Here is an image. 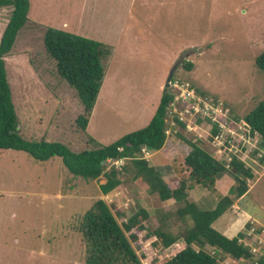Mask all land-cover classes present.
Segmentation results:
<instances>
[{
    "label": "rangeland",
    "instance_id": "obj_1",
    "mask_svg": "<svg viewBox=\"0 0 264 264\" xmlns=\"http://www.w3.org/2000/svg\"><path fill=\"white\" fill-rule=\"evenodd\" d=\"M29 2L27 20L4 58L19 133L26 139L69 143L74 152L107 145L148 123L170 71L184 82L189 80L205 92H196L205 103L216 99L224 108L217 105L213 113H203L207 118L191 115L190 121L186 114L178 126L166 123L169 139L150 164L165 165L162 178L173 188L184 180L189 201L195 200L200 209L213 208L218 195L232 197L231 213L225 212L211 226L229 238L236 237L251 253L246 260L257 259L258 250H264V163L257 162L258 154H253L258 133L250 134L246 153H237L253 173L246 181L251 190L245 199V194L235 197L231 193L235 180L228 172L217 177L212 190L201 187L189 176L184 158L191 144H197L231 168L234 151L217 145L231 129L240 127L247 132L244 115L264 98V73L255 64L264 50V0ZM11 11V6L0 7V36ZM48 27L109 47L102 59V83L90 115L45 48ZM182 61L192 62V68L186 69ZM191 104L187 102L183 113ZM79 116L89 119L85 129L79 125ZM214 124L220 137L211 131ZM88 137L96 142L87 144ZM241 140L245 139L239 135L236 143ZM116 170L121 183L101 194L97 179L73 175L59 157L42 162L24 151L0 149V264H86L82 216L99 198L111 206L120 224L144 208L148 215L139 236L148 229L179 236L159 250L142 242L149 254L156 251L155 264L183 249L182 236L192 228L191 218H181L176 213L179 204L173 200L161 202L156 194L143 193L141 184L131 180L133 169ZM210 246L205 244L204 250H211ZM142 247H135L136 252ZM221 257V264H241L238 260L231 263L230 254ZM142 258L144 264H151L150 257Z\"/></svg>",
    "mask_w": 264,
    "mask_h": 264
},
{
    "label": "trees",
    "instance_id": "obj_2",
    "mask_svg": "<svg viewBox=\"0 0 264 264\" xmlns=\"http://www.w3.org/2000/svg\"><path fill=\"white\" fill-rule=\"evenodd\" d=\"M2 6H11L12 11L0 36V149L24 151L33 159L42 162L59 157L70 173L86 180H96L103 175L105 182L99 184L102 194L108 193L121 183L118 177L120 171L118 172L114 166H110L107 170L106 159L124 158L123 169L126 172L133 169L131 180L139 182L143 192L156 194L161 201L173 200L179 204L176 213L181 218L188 215L193 222L192 228L182 236L185 247L171 258L157 264H221L222 253L230 254L233 258L250 257L251 253L243 244L238 243L236 237L229 238L211 226L224 211L230 208L232 197L218 195L213 208L200 209L197 203L189 201L184 180L178 181V185L173 188L164 181L158 169L145 159L138 158L141 146L146 145L156 150L160 149L166 140L163 119L166 106L172 98L170 88L163 87L159 103L146 125L125 133L107 145L74 152L61 141H48L44 138L31 140L19 133L4 58L11 50L18 31L27 20L30 2L0 0V7ZM44 45L50 56L56 60L57 71L69 86L76 90L87 115H90L102 83L104 72L102 59L108 55L109 47L101 41L55 27L46 29ZM182 64L186 69H191L193 66L190 61H182ZM255 64L264 73V50L256 57ZM244 119L250 127V134L257 132L259 135L253 154L263 151L264 98L244 115ZM78 122L80 127L85 129L88 117L79 116ZM180 135L183 137L182 134ZM87 141L89 145L96 142L93 137H88ZM191 145L192 149L185 156L184 161L189 167V176L192 180L201 187L212 190L210 188L214 186L217 177L228 172L235 180V184L230 188L235 197L248 191L246 181L253 178V173L246 161L233 156L230 162L232 166L227 169L229 167L226 168L223 162L214 159L203 148L197 144ZM257 162L264 163V152L261 156H257ZM147 215L148 212L144 208H139L128 216L126 222L120 224L111 206L104 199H97L82 216L80 229L88 250L85 263L142 264L135 247H142L147 237L149 239L154 237L152 244L156 250L163 249L179 239L178 235L168 234L160 229H148L139 236V232L145 228L143 222L147 219ZM193 243L199 246L198 250L193 247ZM205 244L211 245L212 249L204 250ZM141 255L145 256L144 253ZM156 261L157 257H153L151 264H155Z\"/></svg>",
    "mask_w": 264,
    "mask_h": 264
},
{
    "label": "built area",
    "instance_id": "obj_3",
    "mask_svg": "<svg viewBox=\"0 0 264 264\" xmlns=\"http://www.w3.org/2000/svg\"><path fill=\"white\" fill-rule=\"evenodd\" d=\"M171 87H172V92L174 94V98L169 105L168 116L165 119L166 123L170 127H173V124L175 126H178L179 123L182 122V117H184L186 114H188L187 121H190L191 115L196 117L197 119L200 117L205 118L206 116H203V113H205L204 115H209L211 112L213 113V108H216L217 105L219 107H222L221 102H217L215 101V99L214 100L206 99L208 101V104L205 103L204 99L200 98L197 95L195 89L190 85L188 81L184 82V80L175 78L171 82ZM187 102L194 103V104H191V106L185 109L183 113L182 109L187 104ZM211 118L213 119L212 116ZM184 123L187 128V123L186 122ZM247 126L249 125L247 124ZM219 128H221L220 125H219ZM230 131H231L230 134L226 136V138L223 140V143L217 146L220 148L224 147L225 150H228L229 152L234 151L235 155H237V153H246V149L249 145V142H251L250 135H249L250 129L246 132L244 129L240 127H236L235 129H231ZM165 132L167 135L169 134L170 132L169 127L166 128ZM217 132H218V127H217ZM239 135L243 137V139H245L248 144H246L245 140H241L240 142L236 143V138H238ZM215 137H220V134L216 133ZM140 152L142 154V157L146 159H149L152 155L151 150L146 145L141 147ZM257 154L258 156L262 155V154L260 155V153H257ZM106 163L108 167L110 166L120 167L123 164V158H115V159L108 158L106 160ZM257 239H260V238H257ZM147 242H150L151 244L152 240L150 241L147 240L144 242V244H146ZM152 248L153 247H151V249ZM253 252L255 251L253 250ZM142 253H144L145 255L144 257H150L151 259L153 257H156L157 255L155 250L154 252H151L149 254L147 247L143 245L140 252H136L142 264H144L145 262L144 259L142 258V255H141ZM258 253H259V257L254 260H246V258L244 257H239V258L231 257L230 262L235 263L236 260H238L241 262V264H264V250L260 249L258 250Z\"/></svg>",
    "mask_w": 264,
    "mask_h": 264
},
{
    "label": "clouds",
    "instance_id": "obj_4",
    "mask_svg": "<svg viewBox=\"0 0 264 264\" xmlns=\"http://www.w3.org/2000/svg\"><path fill=\"white\" fill-rule=\"evenodd\" d=\"M172 78H177L176 76H173V73H172V76H171V79H170V81H169V85H168V88H170V91H171V94H172V98H171V100L169 101V103L167 104V106H166V112H165V115H164V124H165V126H164V133H165V135H166V139H169L168 138V135L166 134V132H165V130H166V128L168 127H166V121H165V119L167 118V116H168V110H169V105H170V103H171V101L173 100V98H174V94H173V92H172V87H171V82L173 81V79ZM181 80H185V79H181ZM188 82L190 83V85L195 89V91L197 92V93H200V91H199V89L197 88V87H195L194 85H193V83H191L189 80H188ZM164 86H165V84H164ZM166 87V86H165ZM215 101H217V102H220L219 100H216L215 99ZM223 102V101H222ZM157 107V106H156ZM156 107H155V109H156ZM223 107V106H222ZM224 108V107H223ZM228 107H226V109H227ZM155 111V110H154ZM154 113V112H153ZM91 114V113H90ZM152 117V116H151ZM205 118H207V117H205ZM248 124V123H247ZM217 125L216 124H214L213 125V127H212V129H211V131L213 132V133H216L217 132ZM215 128V129H214ZM214 129V130H213ZM249 135H250V131H249ZM165 143V142H164ZM164 145V144H163ZM144 146V145H143ZM142 147V146H141ZM163 147V146H162ZM161 147V148H162ZM122 148V147H121ZM160 148V149H161ZM141 149V148H140ZM150 150H151V152H152V155H151V157L149 158V159H146V158H143L142 157V154H141V152L139 153V156H138V158H141V159H145L146 161H148L149 163H150V160H151V158L154 156V155H156V153H157V151L159 150V149H151V148H149ZM83 150V149H82ZM81 151V150H80ZM264 152V150L262 151V153ZM233 156H237V155H235V154H232V157ZM238 157V156H237ZM109 158H112V157H109ZM116 158H119V157H116ZM239 158V157H238ZM108 159V158H107ZM106 159V160H107ZM113 159H115V158H113ZM106 163V162H105ZM123 163H124V158H123ZM123 164L120 166V167H115L114 166V168L115 169H119V170H121V169H123ZM104 178V177H103ZM105 179V178H104ZM181 250V249H180ZM197 250V249H196Z\"/></svg>",
    "mask_w": 264,
    "mask_h": 264
},
{
    "label": "crops",
    "instance_id": "obj_5",
    "mask_svg": "<svg viewBox=\"0 0 264 264\" xmlns=\"http://www.w3.org/2000/svg\"><path fill=\"white\" fill-rule=\"evenodd\" d=\"M99 94V93H98ZM92 112V111H91ZM88 122H89V119H88ZM49 141V140H48ZM62 142V141H61ZM65 143V142H64ZM67 146H70V144L68 143H65ZM160 150V149H159ZM157 151V153L156 154H158L160 151ZM163 161L162 162H164L165 160H166V158H164V159H162ZM151 165H153L156 169H158L159 171H160V173H162V172H164L165 170H166V167H164L165 165H163V163H154V164H151ZM98 180V183L99 184H103L104 182H105V179L103 178V177H100V178H98L97 179ZM172 181H174V178L172 179ZM176 181H178V180H176ZM98 184V185H99ZM251 187V186H250ZM250 187H249V189H248V191L245 193V196L243 197L244 199L249 195V191L251 190L250 189ZM188 191H189V189H187ZM186 191V190H185ZM188 191H186L187 193H188ZM145 192V191H144ZM143 192V193H144ZM102 194V193H101ZM151 197H152V194L151 193H148ZM147 195V194H146ZM159 199V198H158ZM188 199H189V197H188ZM207 199H209V197H207ZM244 199H242V201L244 200ZM171 199H167V200H162L161 202H163V201H170ZM160 201V200H159ZM193 201V200H192ZM174 202V201H173ZM194 202H195V200H194ZM195 203H197V202H195ZM203 204H205V203H203ZM243 204L245 205V203L243 202ZM247 204V203H246ZM199 205V204H198ZM245 207V206H244ZM231 210V209H230ZM252 213H253V211L252 210H250ZM225 212H228V213H231L230 211H229V209L228 210H226V211H224L219 217H221ZM218 217V218H219ZM256 217L258 218L259 216L258 215H256ZM217 218V219H218ZM226 236V235H225ZM227 237H229V236H227ZM153 241V240H152Z\"/></svg>",
    "mask_w": 264,
    "mask_h": 264
},
{
    "label": "water",
    "instance_id": "obj_6",
    "mask_svg": "<svg viewBox=\"0 0 264 264\" xmlns=\"http://www.w3.org/2000/svg\"><path fill=\"white\" fill-rule=\"evenodd\" d=\"M171 76H172V72L170 71V73L168 74L167 78H166V81H165V86L168 87L169 85V81L171 79Z\"/></svg>",
    "mask_w": 264,
    "mask_h": 264
}]
</instances>
